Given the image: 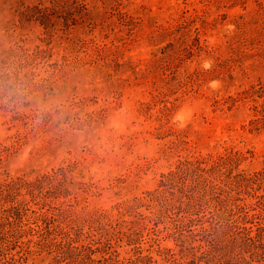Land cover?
I'll list each match as a JSON object with an SVG mask.
<instances>
[{
  "label": "rangeland",
  "instance_id": "rangeland-1",
  "mask_svg": "<svg viewBox=\"0 0 264 264\" xmlns=\"http://www.w3.org/2000/svg\"><path fill=\"white\" fill-rule=\"evenodd\" d=\"M0 87V264H179L219 205L186 204L205 187L189 176L159 193L164 175L231 152L235 173L264 169V0H0ZM216 177L254 235L264 184Z\"/></svg>",
  "mask_w": 264,
  "mask_h": 264
},
{
  "label": "trees",
  "instance_id": "trees-1",
  "mask_svg": "<svg viewBox=\"0 0 264 264\" xmlns=\"http://www.w3.org/2000/svg\"><path fill=\"white\" fill-rule=\"evenodd\" d=\"M38 8V6H37ZM237 152L227 153L221 155L215 159L209 158H195V159H180L177 167L171 170L169 173L164 175V179L161 181L163 185V190L159 191L165 193L168 191L169 187H173L175 182H178L179 178L192 177L193 183L199 182L205 185L202 188L200 194L195 198V200H188L186 204L196 205L198 200L204 199L212 202H217L219 205L217 215L219 219L216 221L210 220V224H202L200 230L206 234L208 237L209 245L199 243L192 246V257L180 262L179 264H202V262H207L209 264H264V226H257L259 229L254 235L244 236L243 230L248 229L247 222L249 221V205L241 204L237 202L238 197L232 195L222 196L219 189L224 190L225 185L219 184L217 181L218 174L224 175L230 179V183L241 189L250 192V187L260 186L264 184V169L256 170L254 172H234L235 167L239 163V157ZM65 167H60L54 170L52 173H47L42 175V177L37 178L35 181H28L24 178H19L17 180L13 179L7 183V188L9 191H15L19 188V185H26L30 189H35L39 185H43L47 182H54L60 175L67 173ZM210 177V178H209ZM192 182V181H191ZM207 183V184H206ZM184 191V186L181 187ZM218 193V195H217ZM159 196V195H158ZM165 196V195H164ZM183 203V202H182ZM10 208L17 210L19 212L18 205H11ZM238 215L234 218V215ZM8 218L11 216H7ZM41 217L45 219L46 214L42 213ZM195 220V217L189 215L186 223H191ZM224 221V222H223ZM185 225L184 223H181ZM180 222L178 225H181ZM225 225L224 228L221 226ZM218 228L221 229L222 233L218 232ZM261 228L263 232H261ZM228 236L232 238V245H228L225 241L229 239ZM71 243V242H69ZM64 243L60 242L63 247ZM247 247L252 251L251 258L247 256H239L237 261H232L233 252L238 248L240 252L247 251ZM76 251L82 249V245H74ZM197 250H201L198 253ZM167 253H171L174 258L176 251L172 248L166 249ZM238 257V256H237ZM150 264L152 262L151 256H137L133 259H128L124 262L118 264H137V263Z\"/></svg>",
  "mask_w": 264,
  "mask_h": 264
},
{
  "label": "clouds",
  "instance_id": "clouds-1",
  "mask_svg": "<svg viewBox=\"0 0 264 264\" xmlns=\"http://www.w3.org/2000/svg\"><path fill=\"white\" fill-rule=\"evenodd\" d=\"M0 90H3V88L0 87ZM24 94H25V91H24L23 85L16 83L10 79L7 84L6 99L12 100V102L15 103L16 100L23 97Z\"/></svg>",
  "mask_w": 264,
  "mask_h": 264
}]
</instances>
